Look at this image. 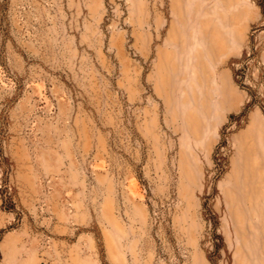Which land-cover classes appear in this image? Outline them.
Masks as SVG:
<instances>
[{
  "label": "rangeland",
  "instance_id": "374dc122",
  "mask_svg": "<svg viewBox=\"0 0 264 264\" xmlns=\"http://www.w3.org/2000/svg\"><path fill=\"white\" fill-rule=\"evenodd\" d=\"M0 264H264V0H0Z\"/></svg>",
  "mask_w": 264,
  "mask_h": 264
}]
</instances>
